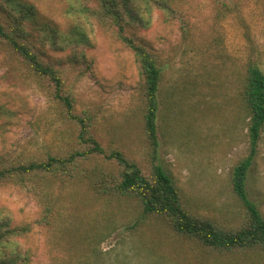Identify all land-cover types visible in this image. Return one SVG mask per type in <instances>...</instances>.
Here are the masks:
<instances>
[{
	"label": "rangeland",
	"instance_id": "obj_1",
	"mask_svg": "<svg viewBox=\"0 0 264 264\" xmlns=\"http://www.w3.org/2000/svg\"><path fill=\"white\" fill-rule=\"evenodd\" d=\"M24 1L58 33L54 40L36 30L31 44L60 72L74 108L69 114L48 83L0 52V104L11 112L0 122V165L75 152L79 117L107 153L121 151L149 174L152 158L134 52L115 29L100 27L86 12L74 15L75 2L70 7L68 0ZM230 4L232 11L216 0H185L187 33L158 9L144 15L148 26L127 32L163 67L157 164L200 215L227 229L246 221L232 181L239 163L252 155L247 191L264 215V130L254 149L236 105L244 66L251 60L264 72V0ZM69 16L85 40L68 47L62 34L70 31ZM87 188L52 179L0 186V219L33 227L19 239L31 264H264L256 254L212 253L161 219L140 220L134 200L108 201L120 202L110 205V222L102 216L104 201Z\"/></svg>",
	"mask_w": 264,
	"mask_h": 264
},
{
	"label": "trees",
	"instance_id": "obj_2",
	"mask_svg": "<svg viewBox=\"0 0 264 264\" xmlns=\"http://www.w3.org/2000/svg\"><path fill=\"white\" fill-rule=\"evenodd\" d=\"M78 5L74 15L86 12L100 27L117 31L121 41L131 49L139 67L141 90L144 97L145 135L151 151V169L145 174L140 164L121 151L107 153L92 136L85 120L75 117L80 125V148L65 156H49L44 161H29L0 165V186L23 185L35 179L60 180L63 184H86L87 191L102 202L103 217L112 221L108 202L130 199L138 205L140 220L161 219L171 224L176 233L189 238L202 248L221 255L237 253L264 257V215L247 191L248 172L253 155L242 160L235 169L233 191L245 210L246 221L240 226L224 228L214 220L199 214L188 202L173 178L157 164L159 139L157 116L159 88L163 80V67L154 52L127 35L133 27H146L144 15L154 9L165 13L166 21H178L181 30L188 32V19L182 10L185 0H68ZM225 10L232 11L231 0H216ZM144 12V13H143ZM70 13V12H69ZM72 25L64 41L80 44L84 35ZM39 30L44 36L59 39L54 29L49 30L32 4L24 0H0V52H6L23 62L40 80L48 83L52 94L72 114L74 100L65 93L62 75L51 64L43 61L31 44L32 32ZM84 60L86 58L82 56ZM236 105L241 120L247 124L251 144L255 149L264 130V72L253 61L244 66L238 79ZM238 86V85H237ZM208 111H212L207 106ZM11 112L0 104V122ZM110 211V210H109ZM50 223H48L49 225ZM31 225L15 224L11 219H0V264H31L32 255L24 251L19 239L29 234Z\"/></svg>",
	"mask_w": 264,
	"mask_h": 264
}]
</instances>
